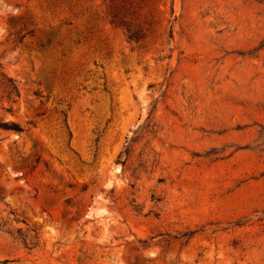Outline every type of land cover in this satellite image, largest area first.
I'll return each mask as SVG.
<instances>
[{
	"label": "rangeland",
	"instance_id": "1",
	"mask_svg": "<svg viewBox=\"0 0 264 264\" xmlns=\"http://www.w3.org/2000/svg\"><path fill=\"white\" fill-rule=\"evenodd\" d=\"M130 4L0 0V264H264V0Z\"/></svg>",
	"mask_w": 264,
	"mask_h": 264
},
{
	"label": "trees",
	"instance_id": "2",
	"mask_svg": "<svg viewBox=\"0 0 264 264\" xmlns=\"http://www.w3.org/2000/svg\"><path fill=\"white\" fill-rule=\"evenodd\" d=\"M107 1V18L110 25L120 29L128 41L137 42L143 36V25L146 23L140 20L134 11H131V0H106ZM134 16V17H133ZM50 39H46L44 45L49 46ZM42 46V45H41ZM0 86L5 90L7 98L9 96H18V92L14 82L7 78L6 75L0 73ZM0 129L5 131H12L19 133L21 130L18 125L12 122H1ZM17 236L21 244L26 249L33 248L34 244L31 243V239L27 242V237L21 235L19 230L16 231ZM8 233V232H7ZM35 238V237H33ZM27 246H30L28 248ZM7 262V261H4Z\"/></svg>",
	"mask_w": 264,
	"mask_h": 264
}]
</instances>
